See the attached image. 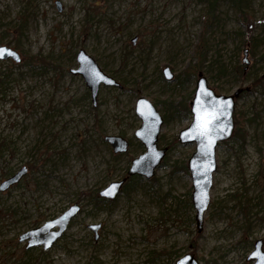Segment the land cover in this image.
<instances>
[{"label": "rangeland", "instance_id": "obj_1", "mask_svg": "<svg viewBox=\"0 0 264 264\" xmlns=\"http://www.w3.org/2000/svg\"><path fill=\"white\" fill-rule=\"evenodd\" d=\"M241 3L245 14L222 1L210 21L204 0H0V46L22 58L0 61V183L29 168L0 193V264H176L188 252L201 264H252L264 239V86L252 89L264 77V0ZM80 49L123 85L102 86L95 107L71 72ZM200 73L217 94L250 87L236 101L233 136L217 147L202 231L187 167L196 145H171L192 122ZM141 96L164 118L167 154L151 179L134 176L115 200H96L145 152L135 136ZM111 135L130 141L125 154ZM75 203L79 214L52 248L19 241Z\"/></svg>", "mask_w": 264, "mask_h": 264}, {"label": "water", "instance_id": "obj_2", "mask_svg": "<svg viewBox=\"0 0 264 264\" xmlns=\"http://www.w3.org/2000/svg\"><path fill=\"white\" fill-rule=\"evenodd\" d=\"M59 11L61 2L57 1ZM0 49L7 50L0 56V61L12 59L16 63L22 61L20 53L7 45H1ZM78 68L72 69L74 74L81 75L91 92V99L94 106L98 104V96L102 86L123 88V85L115 77L104 72L96 60L84 49L77 53ZM166 80L174 79V72L169 66L163 70ZM250 87L238 88L232 95L217 94L209 85L208 79L200 73L196 81L194 97L190 103V111L193 115L191 124L178 134V140L182 144L195 143V151L188 161V170L193 182L192 203L196 210V224L198 231L204 227V216L210 205V191L213 186V176L217 171V147L220 142L229 140L234 133L236 101L241 94L249 91ZM217 105L225 107L220 112L218 119L212 124V131L209 136H200L196 128L197 117L203 116L205 112H215ZM203 110V111H202ZM135 112L142 120L141 126L136 130L135 136L145 147V152L132 160L127 176L120 180L109 183L99 193L100 197L107 201L115 200L122 192V188L130 176H142L151 179L157 168L167 154V148H160L158 145L164 118L157 107L146 97H139ZM105 141L113 148L116 154H125L130 148V141L122 135L106 136ZM211 141V143H210ZM27 166L21 167L17 172L8 176L0 183V193L18 185L28 174ZM81 206L78 203L70 206L59 217L47 221L45 224L28 230L20 235L19 241L26 242V248L41 247L48 250L62 237L68 229L71 221L79 214ZM102 224H91L89 228L95 233V239L99 238V230ZM252 264H264V239H257L253 251L247 257ZM176 264H201L197 256L188 252L177 260Z\"/></svg>", "mask_w": 264, "mask_h": 264}, {"label": "trees", "instance_id": "obj_3", "mask_svg": "<svg viewBox=\"0 0 264 264\" xmlns=\"http://www.w3.org/2000/svg\"><path fill=\"white\" fill-rule=\"evenodd\" d=\"M206 3H207V11H206V15L207 17L209 18V20H213L216 16V13H217V10L219 8V4L222 2V1H227L229 2L233 7L234 5L239 9V12L241 13V15L245 14L246 13V9L245 7L242 5L241 3V0H204ZM205 50L202 49V50H199L198 54H199V60L200 61H203L204 62V55H205ZM264 86V77L262 78H256L253 83H252V89L254 90L255 88L257 87H263ZM186 111H188L186 108H185ZM237 123L240 124V119L239 117L237 116ZM178 142V139H174L172 142H171V145L174 146L176 143ZM134 176H131V177H128V180L129 179H133ZM126 184V183H125ZM126 185H124L125 187ZM123 187V188H124ZM95 199L96 200H102V201H106L105 199H101L99 197V195H96L95 196ZM209 264V263H208Z\"/></svg>", "mask_w": 264, "mask_h": 264}, {"label": "snow or ice", "instance_id": "obj_4", "mask_svg": "<svg viewBox=\"0 0 264 264\" xmlns=\"http://www.w3.org/2000/svg\"><path fill=\"white\" fill-rule=\"evenodd\" d=\"M7 50L0 49V56L4 55ZM224 105H217L215 112H205L203 116H198L197 134L200 136H209L212 131L213 122L218 119L220 112L223 110ZM203 111V110H202ZM211 143V141H210Z\"/></svg>", "mask_w": 264, "mask_h": 264}, {"label": "flooded vegetation", "instance_id": "obj_5", "mask_svg": "<svg viewBox=\"0 0 264 264\" xmlns=\"http://www.w3.org/2000/svg\"><path fill=\"white\" fill-rule=\"evenodd\" d=\"M74 74V73H73ZM90 94H91V92H90ZM93 103V102H92ZM94 106V105H93ZM95 107V106H94ZM236 121V120H235ZM128 181V180H127ZM5 193V192H4Z\"/></svg>", "mask_w": 264, "mask_h": 264}]
</instances>
